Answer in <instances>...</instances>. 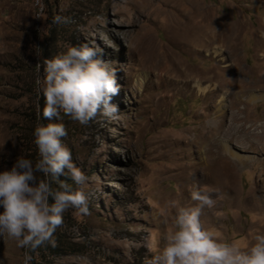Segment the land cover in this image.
Segmentation results:
<instances>
[{"label":"rangeland","instance_id":"rangeland-1","mask_svg":"<svg viewBox=\"0 0 264 264\" xmlns=\"http://www.w3.org/2000/svg\"><path fill=\"white\" fill-rule=\"evenodd\" d=\"M185 1L44 0L35 22L32 0H0V170L38 158L44 58L87 43L118 86L116 119L51 121L64 124L62 142L87 178L74 187L88 215L68 208L55 247L39 246L30 264H146L172 226L169 202L194 204L193 184L215 201L200 218L215 238L245 248L264 232V0H193L212 14L207 48L184 36ZM57 15L70 22L52 24ZM203 138L211 151L197 166ZM23 255L0 238V264Z\"/></svg>","mask_w":264,"mask_h":264},{"label":"clouds","instance_id":"clouds-1","mask_svg":"<svg viewBox=\"0 0 264 264\" xmlns=\"http://www.w3.org/2000/svg\"><path fill=\"white\" fill-rule=\"evenodd\" d=\"M69 22L60 15L51 21ZM100 52L81 43L66 45L64 51L43 59V77L38 76L35 83L44 100L41 115L49 122L37 121L32 132L38 158L18 156L11 167L0 170V238L7 236L24 249L22 264H30V253L39 246L55 247L53 233L68 208L88 215L87 197L74 187L87 178L62 142L67 135L64 124L51 121H59L61 113L81 125L98 116L117 118L118 108L110 103V96L118 91L115 73ZM189 192L194 204L169 202L174 209L172 226L146 264H264V232L254 234L245 248L215 238L200 219L202 209L214 206L210 190L193 184Z\"/></svg>","mask_w":264,"mask_h":264},{"label":"bare ground","instance_id":"bare-ground-1","mask_svg":"<svg viewBox=\"0 0 264 264\" xmlns=\"http://www.w3.org/2000/svg\"><path fill=\"white\" fill-rule=\"evenodd\" d=\"M189 7V12L184 15V23H183V29H184V36L189 39L190 44L197 45L198 47H208L210 46L213 41L215 40L216 35L211 36L207 30H205L206 24L211 20V12L202 10L200 7H198L193 0H186L185 1ZM212 11V10H211ZM215 17V15H214ZM201 22L199 25H196L197 20ZM181 20V19H180ZM179 21V20H178ZM181 23V24H182ZM178 24V23H177ZM179 31V30H178ZM223 33L222 31L219 32V34ZM192 45H190L192 47ZM206 47V48H207ZM219 49V48H218ZM197 50V49H196ZM200 52V51H199ZM209 141L207 139H202L201 141H198V144L202 143L201 150L198 151L199 155V163L197 166L203 164L204 155L206 156L207 153H209L211 150L209 149ZM217 154H224V152L217 147L216 148ZM206 159V158H205ZM236 160L243 161L239 157H236ZM205 162V161H204Z\"/></svg>","mask_w":264,"mask_h":264},{"label":"built area","instance_id":"built-area-1","mask_svg":"<svg viewBox=\"0 0 264 264\" xmlns=\"http://www.w3.org/2000/svg\"><path fill=\"white\" fill-rule=\"evenodd\" d=\"M44 0H32V6L34 8L35 22H38L40 16L43 13Z\"/></svg>","mask_w":264,"mask_h":264},{"label":"trees","instance_id":"trees-1","mask_svg":"<svg viewBox=\"0 0 264 264\" xmlns=\"http://www.w3.org/2000/svg\"><path fill=\"white\" fill-rule=\"evenodd\" d=\"M53 186H55V185H53Z\"/></svg>","mask_w":264,"mask_h":264}]
</instances>
